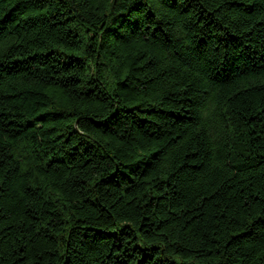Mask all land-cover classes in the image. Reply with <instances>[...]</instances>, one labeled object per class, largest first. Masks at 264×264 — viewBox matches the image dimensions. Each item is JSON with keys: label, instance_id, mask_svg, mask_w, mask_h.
Returning a JSON list of instances; mask_svg holds the SVG:
<instances>
[{"label": "trees", "instance_id": "1", "mask_svg": "<svg viewBox=\"0 0 264 264\" xmlns=\"http://www.w3.org/2000/svg\"><path fill=\"white\" fill-rule=\"evenodd\" d=\"M0 264H264V0H0Z\"/></svg>", "mask_w": 264, "mask_h": 264}]
</instances>
